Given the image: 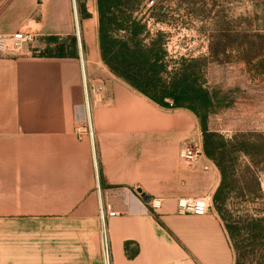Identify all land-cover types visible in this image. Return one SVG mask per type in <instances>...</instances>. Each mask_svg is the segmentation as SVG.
Segmentation results:
<instances>
[{"label": "crops", "instance_id": "crops-1", "mask_svg": "<svg viewBox=\"0 0 264 264\" xmlns=\"http://www.w3.org/2000/svg\"><path fill=\"white\" fill-rule=\"evenodd\" d=\"M76 3L77 15L73 0H0V33L37 35L23 55L0 56V264H99L98 182L142 192L128 197L130 214L109 220L113 264H235L217 213L177 212L180 199L213 196L222 181L206 156L209 170L180 157L197 116L105 68L97 3ZM85 79L96 88L95 149L77 131L88 123ZM147 197L163 199L162 209Z\"/></svg>", "mask_w": 264, "mask_h": 264}, {"label": "rangeland", "instance_id": "rangeland-1", "mask_svg": "<svg viewBox=\"0 0 264 264\" xmlns=\"http://www.w3.org/2000/svg\"><path fill=\"white\" fill-rule=\"evenodd\" d=\"M114 12L119 22L137 20L144 30L133 39L113 23L109 57L141 47L161 58V81L154 79L157 88L147 87L152 95L161 96L160 86L183 75L214 95L207 128L216 134L224 173L204 151L223 183L219 201L213 195L212 211L227 229L234 228L235 264H264V0H125ZM99 28L98 12L96 39L103 61ZM95 89L89 85L91 106ZM196 122L204 150L201 119Z\"/></svg>", "mask_w": 264, "mask_h": 264}, {"label": "trees", "instance_id": "trees-1", "mask_svg": "<svg viewBox=\"0 0 264 264\" xmlns=\"http://www.w3.org/2000/svg\"><path fill=\"white\" fill-rule=\"evenodd\" d=\"M125 0H97L99 22H100V46L103 61L109 66L111 71L118 77L124 79L131 86L139 90L141 93L150 97L152 100L159 103L166 108H186L191 110L197 117L201 119L202 130L205 134L204 151L208 158H210L219 169L224 173V167L218 159L221 154L220 148L216 146L214 137L215 133L209 132L207 128V117L210 108L214 106V95L208 90L200 87H195L192 84L188 75L175 78L168 86H160L161 96L152 95L147 87L155 86V80L161 81L160 71L164 69L163 63H160V57L154 55L153 50L142 49L141 47L134 50V53L128 54L123 51L109 57V30L113 23L118 25V28H126L131 34L132 38H137L144 30V26L137 20H125L126 22H119L118 16L114 12V8L121 6ZM80 13L83 18L90 17L87 12L86 3L81 2ZM127 26H125L126 24ZM127 44H125L126 46ZM139 45V44H138ZM137 45V46H138ZM157 88V86H155ZM166 99H172V102H167ZM223 183L218 187L214 201L220 199L222 193ZM230 237H234V228H228Z\"/></svg>", "mask_w": 264, "mask_h": 264}, {"label": "built area", "instance_id": "built-area-1", "mask_svg": "<svg viewBox=\"0 0 264 264\" xmlns=\"http://www.w3.org/2000/svg\"><path fill=\"white\" fill-rule=\"evenodd\" d=\"M73 1L75 13L77 15V3L76 0ZM36 37L37 35L35 34V32L30 29H21L10 34L0 33V56L19 57L23 55L26 48L35 41ZM89 118L86 128L81 126L77 128V131L81 135L87 132L90 137H92L94 129ZM180 157L185 162V164L192 169L201 167L204 170H209L210 168V163L203 162L205 160V155L202 143L188 142L183 144L180 149ZM95 168L98 172L96 163ZM96 192L98 195V218L100 222V237L102 249V261L99 264H113L109 220L117 216L130 214L132 212V209L129 205L128 197L138 195L140 196L142 192L138 190H129L127 188L121 190L109 189L105 191L100 182L97 183ZM213 203L214 201L212 195H204L191 199L183 198L180 199L177 203V212L179 214L204 215L212 210ZM146 204L148 205V208H150V210L159 211L163 207V199L156 197H147Z\"/></svg>", "mask_w": 264, "mask_h": 264}, {"label": "bare ground", "instance_id": "bare-ground-1", "mask_svg": "<svg viewBox=\"0 0 264 264\" xmlns=\"http://www.w3.org/2000/svg\"><path fill=\"white\" fill-rule=\"evenodd\" d=\"M77 34H78V37H79V39H81V30H80V28H79V20H78V29H77ZM85 98H86V102H85V104H86V107H87V110L89 111L88 112V118H89V120H92L91 119V111H90V108H89V106H90V102H89V95H88V86H87V80H86V86H85ZM91 141H92V146H93V148L95 149V139H94V133H93V136L91 137ZM97 163V162H96Z\"/></svg>", "mask_w": 264, "mask_h": 264}, {"label": "water", "instance_id": "water-1", "mask_svg": "<svg viewBox=\"0 0 264 264\" xmlns=\"http://www.w3.org/2000/svg\"><path fill=\"white\" fill-rule=\"evenodd\" d=\"M78 14V13H77Z\"/></svg>", "mask_w": 264, "mask_h": 264}]
</instances>
